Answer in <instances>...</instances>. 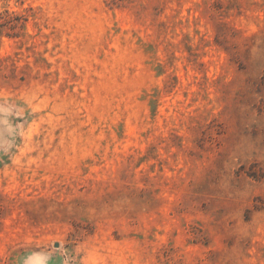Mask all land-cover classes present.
Wrapping results in <instances>:
<instances>
[{"label":"rangeland","instance_id":"rangeland-1","mask_svg":"<svg viewBox=\"0 0 264 264\" xmlns=\"http://www.w3.org/2000/svg\"><path fill=\"white\" fill-rule=\"evenodd\" d=\"M0 264H264V0H0Z\"/></svg>","mask_w":264,"mask_h":264},{"label":"clouds","instance_id":"clouds-1","mask_svg":"<svg viewBox=\"0 0 264 264\" xmlns=\"http://www.w3.org/2000/svg\"><path fill=\"white\" fill-rule=\"evenodd\" d=\"M57 251H60L59 249Z\"/></svg>","mask_w":264,"mask_h":264}]
</instances>
